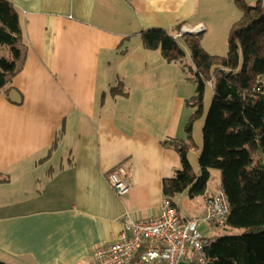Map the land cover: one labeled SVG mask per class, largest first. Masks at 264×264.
Listing matches in <instances>:
<instances>
[{"label":"crops","instance_id":"1","mask_svg":"<svg viewBox=\"0 0 264 264\" xmlns=\"http://www.w3.org/2000/svg\"><path fill=\"white\" fill-rule=\"evenodd\" d=\"M8 1L27 58L0 91V261L83 264L118 241L126 213L158 216L164 180L182 168L170 143L187 137L194 91L186 66L145 48L142 32L203 25V47L219 53L207 39L241 12L234 0ZM120 83L127 95H112ZM118 166L124 197L106 180ZM213 195L190 198L184 215L204 217Z\"/></svg>","mask_w":264,"mask_h":264},{"label":"trees","instance_id":"2","mask_svg":"<svg viewBox=\"0 0 264 264\" xmlns=\"http://www.w3.org/2000/svg\"><path fill=\"white\" fill-rule=\"evenodd\" d=\"M234 3L242 14L231 28L226 56L209 54L200 36L175 37L163 29L143 31L142 42L149 50H159L167 62L183 63L186 57L192 61L197 96L195 105L190 100L188 105L198 109L186 127L190 139L194 121L203 115L208 83L214 92L203 128L200 172L193 169L186 145L171 142L179 150L182 168L164 180V197L176 205L185 192L192 199L205 197L211 171L219 170L230 215L225 226L215 227L241 233L208 238L206 264H264V0L255 6L245 0ZM4 48L11 57H0V91L22 72L27 58L20 17L8 0H0V49ZM111 94L127 95L122 83Z\"/></svg>","mask_w":264,"mask_h":264},{"label":"built area","instance_id":"3","mask_svg":"<svg viewBox=\"0 0 264 264\" xmlns=\"http://www.w3.org/2000/svg\"><path fill=\"white\" fill-rule=\"evenodd\" d=\"M205 30L203 25L185 26L177 37L184 34L199 36ZM127 175L122 166L106 175L108 184L118 197L128 195L131 190ZM229 215L230 205L222 188L208 201L203 218L186 217L171 198L164 197L161 213L152 219L138 220L131 213H126L118 241L98 247L92 261L83 264H133L137 258L138 264H181L186 262L191 251L198 264H206L204 249L210 241L198 231L199 226L203 222L223 227Z\"/></svg>","mask_w":264,"mask_h":264},{"label":"rangeland","instance_id":"4","mask_svg":"<svg viewBox=\"0 0 264 264\" xmlns=\"http://www.w3.org/2000/svg\"><path fill=\"white\" fill-rule=\"evenodd\" d=\"M245 1L250 6H255L256 3L258 2V0H245ZM229 36H230V31L228 32V34H226V32L223 30L222 33H218V35L215 34V35H213V37H209V39H207V40L210 41V39H211L213 46H216V48H214V51L219 52V53H209V54L215 55V56H226L227 52L223 51V49L224 48H225V50L228 49L227 47H228ZM203 42L204 41L201 42L202 45H204ZM217 45L221 46V48H223L222 51L220 48H217ZM3 56L7 57L8 54L5 51H0V57H3ZM9 56H10V54H9ZM183 65H185L187 68L186 83L191 87V90L194 91L193 97L190 99V104L195 105L196 101H195L194 97L197 96V83L195 82V74L193 71H191V68L193 69V64H192L191 59L189 57H186V59L183 60ZM203 97H204L203 115L200 118H198L196 121H194L193 129H192V132L190 134L191 139H190V137H188L189 136L188 134L190 132L186 131V135L188 138L185 137V140H183L181 143L183 145H186L188 158H189V161H190L193 169L195 170V172H198L199 158H200L202 148H203V143H204L203 128L205 126L207 116L209 114L211 105L213 103L214 92H213V88L210 85V83H208L207 86L205 87V92H204ZM188 107H189L188 111H191L193 114L198 109L197 106L192 107V106L188 105ZM188 122H190V120ZM211 173H212V175H211V179L208 183L207 195H212V194L215 195L218 191L217 188L219 187V185L221 183V172L219 170L214 169L211 171ZM176 202H177L180 210L182 211V213L186 214V212L188 211V203L190 202L189 192H187V194H185V196L182 195L179 198H177ZM194 214H195V212L193 210H191L190 217H192ZM198 231L205 238H213L215 236L224 234L226 232L234 233V234L241 233V231H239V230L225 231L223 228H217L215 226H212V225H209V224H206L203 222H201ZM186 262H188L189 264H195V263L198 264L197 258H195V256H193L192 251L186 257Z\"/></svg>","mask_w":264,"mask_h":264},{"label":"water","instance_id":"5","mask_svg":"<svg viewBox=\"0 0 264 264\" xmlns=\"http://www.w3.org/2000/svg\"><path fill=\"white\" fill-rule=\"evenodd\" d=\"M181 264H189L188 262H182Z\"/></svg>","mask_w":264,"mask_h":264}]
</instances>
